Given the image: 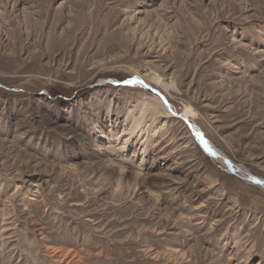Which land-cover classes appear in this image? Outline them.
Returning a JSON list of instances; mask_svg holds the SVG:
<instances>
[{
  "label": "rangeland",
  "instance_id": "374dc122",
  "mask_svg": "<svg viewBox=\"0 0 264 264\" xmlns=\"http://www.w3.org/2000/svg\"><path fill=\"white\" fill-rule=\"evenodd\" d=\"M192 125L264 180V0H0V264H264V191Z\"/></svg>",
  "mask_w": 264,
  "mask_h": 264
},
{
  "label": "bare ground",
  "instance_id": "6f19581e",
  "mask_svg": "<svg viewBox=\"0 0 264 264\" xmlns=\"http://www.w3.org/2000/svg\"><path fill=\"white\" fill-rule=\"evenodd\" d=\"M161 82V79H160ZM164 84V81L162 82ZM165 85V84H164ZM162 86V85H161ZM166 87V86H163ZM149 108V109H148ZM139 112V113H138ZM153 112V114L151 113ZM174 114V109H172L169 105V103L164 102L163 100L155 99V98H150L147 103L143 105V108L140 107H135L134 111H130V123L131 126L127 129V131L124 132L126 135H120L122 136L123 139V144H115V143H110L108 144L104 151L106 153H110L111 156L113 155H119L121 153L124 154L126 152V149L129 146V143L132 139V137L136 133L142 132V126L149 125V127H155L156 122L160 120L163 116H170L171 114ZM176 115V114H175ZM178 115V114H177ZM184 119L188 122L190 117L194 116L193 111L191 108H187L185 111ZM164 125V124H163ZM191 126V125H190ZM192 132L194 135L198 138L200 142L204 145L206 148V151L213 157L217 162H219L221 165H223L225 168H227L231 173L236 175L238 178L246 181L249 184L252 185V187H258L262 191H264V180L262 178L254 176L249 170H247L243 165L235 164L232 162L223 152H221L219 149H217L210 141L204 138L202 132L200 131L199 127L196 125H192ZM144 131L142 132V134ZM201 137L202 140L199 138ZM204 141V142H203ZM146 145V142H142V147ZM192 146V145H191ZM140 149V150H141ZM108 156V160L106 161V166L108 169H112V171H117L120 175V177H125L127 178V174L130 172L128 170L127 166V161H116ZM136 155L134 154L132 159H134ZM132 169V168H131ZM131 174V173H130ZM139 173L134 172L133 176H138ZM140 177V175H139Z\"/></svg>",
  "mask_w": 264,
  "mask_h": 264
},
{
  "label": "water",
  "instance_id": "95a60500",
  "mask_svg": "<svg viewBox=\"0 0 264 264\" xmlns=\"http://www.w3.org/2000/svg\"><path fill=\"white\" fill-rule=\"evenodd\" d=\"M191 128H192V127H191ZM199 139L202 140L201 137H200ZM203 142H204V141H203ZM200 143L202 144V142H200ZM202 146H204V145L202 144ZM204 148H205V147H204ZM205 149H206V148H205Z\"/></svg>",
  "mask_w": 264,
  "mask_h": 264
}]
</instances>
